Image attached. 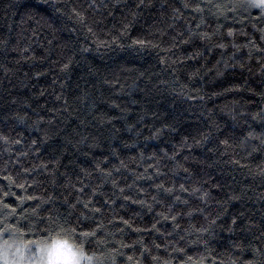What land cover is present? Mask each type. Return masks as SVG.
I'll use <instances>...</instances> for the list:
<instances>
[{"label": "clouds", "instance_id": "9594fccd", "mask_svg": "<svg viewBox=\"0 0 264 264\" xmlns=\"http://www.w3.org/2000/svg\"><path fill=\"white\" fill-rule=\"evenodd\" d=\"M150 3L151 0L147 3L145 0H137L136 8H133L128 0H7V7L0 8V12H11L12 9L20 12L16 27L20 29L21 36L24 32L35 35L37 31H41L45 32V38L64 37L62 46L51 47L49 55L57 57L61 72L66 71L73 63H80L86 72L81 82L76 83L70 103L64 106V110L57 109L54 115L45 113L41 116L31 105L25 108V101L5 94L8 93L6 85L0 92V102L5 105L0 108V176L5 177L7 181L6 184L0 183V264H264V191H256L264 186V159L249 165L241 173L250 178L247 187L253 190L251 196L248 195L247 188H241L239 195L235 191L231 195L226 194V200L213 206L214 197L201 181L190 184L191 196L197 197L199 203L195 206L187 203L188 207L183 212L187 223L179 232L176 231L179 225L173 224V239H169L167 235L159 237L164 243L166 257L159 254L155 239L150 240L148 244H145L143 237L131 241V244L126 242V233L114 223L117 209L96 211L95 207L89 209L88 200L79 198L76 203H71L64 198L58 201V197L52 193L41 194L35 205L25 207L28 201L36 200L37 197L35 194L27 195L24 185L39 184L37 178L29 181L26 175L32 173L38 177L47 172L46 164L41 161L36 149L46 147L50 137H56L55 148L61 154L68 152L79 157L85 151L96 152L102 148L101 155L117 157L119 151L141 142V125L149 112L145 104L155 108L160 107L159 102L163 101L164 106L169 107L175 114L177 109L171 106L177 101L184 102L183 97L191 99L193 92L201 99V93L208 96V93L204 92L202 70L195 65H180L181 59L203 58L204 52L197 50L190 57H182L173 52L176 47L174 39H163L166 31L186 34L190 40L193 37L201 39L204 41V48L216 47L218 40L232 37L233 45L237 49L247 47L250 56L254 51L264 53L252 38L256 35L264 41V0H161L159 16L151 18L156 22L150 20L147 33L140 32L133 38L129 34L132 28L145 19L143 10L137 9L140 4L147 9ZM4 4L5 0H0V5ZM117 6L123 9V15L114 18L117 23L111 27L99 23L98 17L105 16L117 9ZM191 21H195V27H192ZM95 28L100 31H95ZM105 28L109 39L100 40L99 36ZM202 33H207L208 38L202 37ZM81 37L85 41L93 40L96 46L89 48L86 43L82 44ZM240 37H246L248 44L236 45L235 40ZM122 41L130 43L126 47ZM32 43L29 37L25 48L13 50L20 51L23 59V53L32 47ZM101 45L104 49V54L100 55L101 63L104 55L111 60L119 54L120 49H124L127 55L146 48L156 50L158 56L160 52L165 53L157 59L153 67L159 66L161 61L164 66L160 67L159 71L149 72L140 84L135 85L134 91L140 94V100L134 103L141 108L143 114L134 124L120 121L123 132L129 134L130 143H124L120 133L113 132L114 125L99 116L100 108L107 106L108 98L100 91L98 84L94 83L100 77L89 71L86 57L92 56L95 59L101 53ZM114 45L118 47L113 48ZM137 45L139 47H136ZM2 47H6L4 40H0V48ZM0 55L5 53L0 52ZM173 56L176 59H173ZM260 61V71L264 73V55H261ZM18 63L19 61H16V64ZM0 70L15 84V66L9 68L0 63ZM181 75L183 80L180 79ZM260 87L261 93L264 94V85ZM208 98L211 99V96ZM206 104L205 101L201 110L202 117L205 110L211 115V110L206 109ZM257 107L259 111L249 113L246 121H264V106ZM69 108L72 109L71 112L67 110ZM29 111L32 115H28ZM72 112H75V119H72ZM66 118L70 119L71 123L61 128L60 125L65 123ZM157 121L162 127L156 129L155 137L162 134L163 128L174 130L175 126L181 123V119L175 115L167 124L157 117V120L152 122L153 125ZM215 132L216 128H213L212 132L203 135L201 140L209 142L211 138V141L217 144L218 151L222 146L223 154L229 156L226 163L233 167L239 164V160L233 159V156L247 159L254 153H264V131L257 133L249 130L240 137L224 133L226 138L223 140H220ZM196 143L202 146L201 141ZM181 146H186V141L181 140L180 144L173 146V156L169 157L165 153L161 159L174 160L175 150ZM102 163L101 160L94 165L98 178H102V182L111 178L113 184L116 182L113 174L117 169L111 167L106 170L101 167ZM180 167L182 165L174 164L170 172L178 174ZM119 168L127 169L128 162L121 160ZM80 171L85 177L91 176V172L85 169ZM132 175L135 179L128 187L134 190L135 181L143 179L147 175V169L143 173L133 172ZM158 185H155L157 189ZM64 187L67 189L74 185L69 183ZM13 188L23 189L25 192V195L17 198L18 202L13 201L15 208L6 202V198L16 195ZM237 199L246 205L247 214L227 211L232 201ZM152 201L154 205L156 201ZM175 201H181V197L176 196ZM168 212L178 214L173 211L172 206H165L164 211L158 214L159 218L152 224L156 233L160 232L157 223L160 219L165 220L161 213ZM194 212L201 214L195 218V222ZM232 216H239L240 223H233L235 220L229 223L228 219ZM165 232L168 230L165 229ZM128 249L131 250L130 253Z\"/></svg>", "mask_w": 264, "mask_h": 264}, {"label": "trees", "instance_id": "16d2710c", "mask_svg": "<svg viewBox=\"0 0 264 264\" xmlns=\"http://www.w3.org/2000/svg\"><path fill=\"white\" fill-rule=\"evenodd\" d=\"M147 2L148 0H145V3ZM128 3L131 7L136 8L137 0H128ZM160 3L161 0H151L147 9L143 4L139 5L137 10H143L145 19L132 28L129 34L133 38L140 32L147 33L150 20L156 22L151 18L159 16ZM6 7L7 0L4 5H0V8ZM187 14L186 11L185 15ZM121 15H123V9L117 6V9L105 16L98 17V21L111 27L112 24L117 23L114 18ZM0 16H2L0 40L6 41V47L0 48V52L5 53V55H0V63L6 64L9 68L13 66L16 68L15 84L3 70H0V82H2L0 83V92L6 85L8 88L6 95L11 94L12 97L25 101L26 103L23 105L25 108L31 105V108L39 112L41 116H44L45 113L54 115L57 109L64 110V106L70 103L76 83L81 82V78L86 75L80 63H73L66 71L61 72L57 57L49 55L51 47L62 46L61 42L64 37L57 36L54 39L52 36H47L45 38V32L41 31H37L35 35H32L31 32H24L21 36L20 29L16 27L20 16L18 10L12 9L11 12L4 10L0 12ZM191 25L195 27V21H191ZM94 30L100 31L99 28ZM106 32L107 28L99 36L100 40L109 39ZM29 37L33 41L32 47L23 53L24 58L22 59L20 51L13 49L25 48ZM169 38L176 41L173 52H177L182 57H190L197 50L204 52L203 58L181 59L180 65H195L202 70L204 92L208 93L211 99L204 93H201L203 99L198 98L193 92L191 99L183 97L182 101L184 102L177 101L171 106L177 109L175 114L169 107L164 106L163 101L159 102L160 107L155 108L145 104V108L149 109V112L141 125L143 129L141 142L129 149L119 151L117 157L101 155L102 148L96 152L85 151L79 157L72 156L68 152L61 154L55 148L56 137H50L46 147L36 149L41 161L47 165V172H43L38 177L32 173L26 175V179L29 181L37 178L39 184L29 183L26 185L27 195L35 194L37 199L28 201L25 207L35 205L41 194L52 193L58 197V201L64 198H67L71 203H76L79 198L88 200L90 201L89 209L92 207L102 211L117 209L114 223L126 233L124 236L126 242L131 244V241L143 237L145 244H148L150 240L155 239V243L159 246V254L166 257L164 243L159 237L167 235L169 239H173L175 237V233L172 232L174 222L171 218L160 219L156 225L157 228H160L159 233L155 232L152 224L159 218L158 214L164 211L165 206H172L173 211L178 213L176 224L179 227L176 231L179 232L185 226L187 218L183 217L184 210L187 209L188 204L195 206L199 203L197 197L191 196L189 185L194 181H201L204 187L211 192L214 197L213 206L217 202L226 200V194L231 195L235 191L239 195L241 188H247L248 195L253 194L252 188L247 187V181L250 178L241 173L249 165L257 164L261 159H264V153H254L247 159L233 156V159L239 160V164L233 167L226 163L229 156L223 154L222 146L218 151L217 144L212 142L211 138L209 142H203L201 137L212 132L213 128H216L215 135L219 136L220 140L226 138L224 133L240 137L249 130H254L257 133L264 131V121L245 120L249 113L259 111L258 105L264 106V94L261 93L260 87L264 85V73L260 71V57L264 53L254 51L250 56L247 47L237 49L233 45L232 37L218 40L216 47L208 48H204V41L201 39L193 37L190 40L186 34L181 35L171 30L166 31L163 35L164 40ZM252 38L261 49H264V41H261L256 35H253ZM80 42L86 43L89 48L96 46L93 40L85 41L83 37ZM121 43L127 47L130 42L122 41ZM221 43L226 47H219L218 45ZM235 44L246 45L248 39L240 37L235 40ZM116 47L118 46H113V48ZM103 54L104 49L101 45V53L95 59L92 56L86 57L89 71L100 77L94 83L98 84L100 91L108 98V104L101 106L99 116L114 125L113 132H119L124 143H130L129 134L123 132L120 121L134 124L136 119L143 114L141 108L134 103V101L140 100V94L134 91L135 85L140 84V81L149 72L159 71L160 67L164 66L161 61L159 66L153 67L157 59L163 57L165 53L160 52L158 56L156 50L146 48L127 55L124 49H120L119 54L113 56L111 60L107 58V55H104V60L101 63L100 55ZM173 59L176 57L173 56ZM16 61L19 63L16 64ZM81 63L83 62L81 61ZM218 72L222 74L218 75ZM180 79L183 80L184 77L181 75ZM205 101L207 102L206 109L211 110V115L209 116L205 110V115L202 117L201 110ZM141 103L144 102L141 101ZM4 106L0 102V108ZM67 110L72 111L71 108ZM181 113H183L182 118ZM28 115H32V112L29 111ZM174 115L181 119V123L175 126L174 130L169 127L163 128L162 134L155 137L156 129L161 128L162 124L157 121L153 125L152 122L159 117L160 121L167 124L173 120ZM72 119H75V112H72ZM70 123L71 120L66 118L65 123L60 127L64 128ZM181 140L186 141V146L175 150L174 160L161 159L165 153L169 157L173 156V146L180 144ZM196 141H201L202 146H198ZM101 160L103 161L102 168L107 170L115 167L118 169L113 174V178L117 182L115 186L111 183V178L107 182H102V178H98L94 165L95 162ZM121 160L128 162L127 169L119 168ZM158 160L159 166H157ZM174 164L182 165L178 169V174L170 172V168ZM81 169L91 172V176L85 177L81 173ZM145 169H147V175L143 179L135 181L134 190L129 189L128 185L132 184L135 179L132 173H143ZM0 183H7L3 176H0ZM69 183L74 187L66 189L64 185ZM156 184H163L165 187L174 186L175 191L171 194L166 193L157 189ZM181 184L188 189L187 192L180 190ZM82 188L83 191H81ZM120 189L124 190L123 195H121ZM13 191L16 195L6 198V202L15 208L13 201L18 202L17 198L25 195V192L23 189L16 188H13ZM256 191H264V186ZM124 196H130L132 199L125 200ZM153 196H156L158 201L154 205L151 199ZM176 196H180L181 201H175ZM138 199H146L149 205H153L151 210L146 205L142 206L132 202ZM182 201H188V204ZM250 203L251 201L248 202V204ZM78 207H82V205H78ZM245 207L246 205L237 199L232 201L227 211L247 214ZM200 215L199 212H194L193 222ZM97 217L99 218V214ZM123 220L129 221V224L125 225ZM232 220L240 223L239 216H232L228 222L231 223ZM136 229H140V231H136ZM165 229L168 230L167 233ZM127 251L130 253L131 250Z\"/></svg>", "mask_w": 264, "mask_h": 264}, {"label": "snow or ice", "instance_id": "6c2138e0", "mask_svg": "<svg viewBox=\"0 0 264 264\" xmlns=\"http://www.w3.org/2000/svg\"><path fill=\"white\" fill-rule=\"evenodd\" d=\"M89 31H91V29H90ZM230 34H231V33H230ZM201 35H202V37H204V38H208L207 33H202ZM99 43H103V41H99ZM219 47H224V45L221 44V45H219ZM261 51H264V49H261ZM241 66H243V65H241ZM65 67L67 68V65H66ZM225 143H226V142H225ZM45 167H47V165H45ZM117 171H118V169H117ZM185 171H187V170L185 169ZM157 174H159V172H157ZM143 178H144V177H143ZM149 178H150V177H149ZM4 179H6V178L4 177ZM116 184H117V182H113V185H114V186H115ZM24 187H26V185H24ZM158 189L163 190L164 192L169 193V194H171V193H173V192L175 191V187H174V186H173V187H165L163 184H159V185H158ZM180 190L183 191V192H187V191H188V189L185 188L184 186H181V187H180ZM81 191H83V188L81 189ZM141 191H142V190H141ZM123 192H124V190H123V189H120V193H121V195H123ZM124 199H125V200H131L132 198H131L130 196H124ZM151 199H152V200H155L156 202H158L156 196L151 197ZM132 202H133V203H139V204L142 205V206L146 205V206H148L149 208H151V205L148 204V202H147L146 199H144V200H139V201H137V200H133ZM184 203L187 204L188 201H184ZM96 211H99V209L97 208ZM161 214L164 216V219H165V220H168L169 218H171L172 221L176 224V221H177V216H176V215H173L171 212H168V213H161ZM235 222H236V221H233V223H235ZM123 223H124L125 225H128V224H129V221H127V220H123ZM136 231H140V229H136ZM129 259L131 260L132 257H129Z\"/></svg>", "mask_w": 264, "mask_h": 264}]
</instances>
